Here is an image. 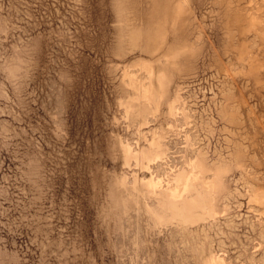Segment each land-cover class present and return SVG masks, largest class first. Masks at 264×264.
Segmentation results:
<instances>
[{
    "label": "rangeland",
    "instance_id": "374dc122",
    "mask_svg": "<svg viewBox=\"0 0 264 264\" xmlns=\"http://www.w3.org/2000/svg\"><path fill=\"white\" fill-rule=\"evenodd\" d=\"M0 264H264V0H0Z\"/></svg>",
    "mask_w": 264,
    "mask_h": 264
},
{
    "label": "bare ground",
    "instance_id": "6f19581e",
    "mask_svg": "<svg viewBox=\"0 0 264 264\" xmlns=\"http://www.w3.org/2000/svg\"><path fill=\"white\" fill-rule=\"evenodd\" d=\"M187 1V0H186ZM193 8V7H192ZM191 9V8H190ZM192 12H193V10H192ZM207 17V16H206ZM209 18V17H208ZM207 20V19H206ZM204 30V29H203ZM206 33V32H205ZM208 38H209V36H208ZM210 39V38H209ZM211 41V40H210Z\"/></svg>",
    "mask_w": 264,
    "mask_h": 264
}]
</instances>
